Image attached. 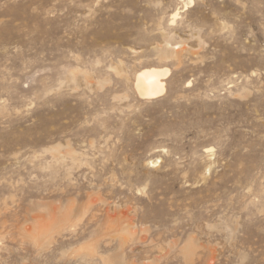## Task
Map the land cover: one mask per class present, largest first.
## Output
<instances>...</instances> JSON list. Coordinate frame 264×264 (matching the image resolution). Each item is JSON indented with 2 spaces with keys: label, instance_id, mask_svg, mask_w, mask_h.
<instances>
[{
  "label": "rangeland",
  "instance_id": "obj_1",
  "mask_svg": "<svg viewBox=\"0 0 264 264\" xmlns=\"http://www.w3.org/2000/svg\"><path fill=\"white\" fill-rule=\"evenodd\" d=\"M0 264H264V0H0Z\"/></svg>",
  "mask_w": 264,
  "mask_h": 264
},
{
  "label": "bare ground",
  "instance_id": "obj_2",
  "mask_svg": "<svg viewBox=\"0 0 264 264\" xmlns=\"http://www.w3.org/2000/svg\"><path fill=\"white\" fill-rule=\"evenodd\" d=\"M177 12L172 14L174 19ZM164 54V53H163ZM167 69L144 68L136 75L135 87L142 98H155L165 90V83L162 77L167 74Z\"/></svg>",
  "mask_w": 264,
  "mask_h": 264
}]
</instances>
